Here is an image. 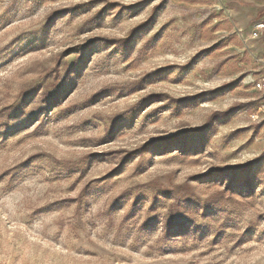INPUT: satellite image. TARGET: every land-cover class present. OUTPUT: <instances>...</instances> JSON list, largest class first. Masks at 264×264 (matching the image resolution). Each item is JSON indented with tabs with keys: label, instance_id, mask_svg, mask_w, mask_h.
Listing matches in <instances>:
<instances>
[{
	"label": "rangeland",
	"instance_id": "374dc122",
	"mask_svg": "<svg viewBox=\"0 0 264 264\" xmlns=\"http://www.w3.org/2000/svg\"><path fill=\"white\" fill-rule=\"evenodd\" d=\"M264 0H0V264H264Z\"/></svg>",
	"mask_w": 264,
	"mask_h": 264
},
{
	"label": "built area",
	"instance_id": "2783aa9c",
	"mask_svg": "<svg viewBox=\"0 0 264 264\" xmlns=\"http://www.w3.org/2000/svg\"><path fill=\"white\" fill-rule=\"evenodd\" d=\"M256 87L264 90V78L256 83Z\"/></svg>",
	"mask_w": 264,
	"mask_h": 264
},
{
	"label": "trees",
	"instance_id": "16d2710c",
	"mask_svg": "<svg viewBox=\"0 0 264 264\" xmlns=\"http://www.w3.org/2000/svg\"><path fill=\"white\" fill-rule=\"evenodd\" d=\"M264 14V8L260 9L257 16H261Z\"/></svg>",
	"mask_w": 264,
	"mask_h": 264
}]
</instances>
